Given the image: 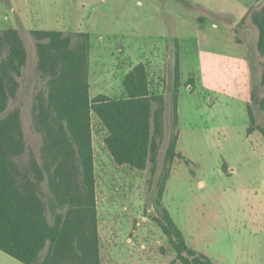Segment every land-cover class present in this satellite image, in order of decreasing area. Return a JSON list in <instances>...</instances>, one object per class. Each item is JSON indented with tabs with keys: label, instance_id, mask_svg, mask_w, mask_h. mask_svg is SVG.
I'll use <instances>...</instances> for the list:
<instances>
[{
	"label": "rangeland",
	"instance_id": "rangeland-1",
	"mask_svg": "<svg viewBox=\"0 0 264 264\" xmlns=\"http://www.w3.org/2000/svg\"><path fill=\"white\" fill-rule=\"evenodd\" d=\"M223 1L0 0V30L16 28L27 50L16 96L2 117L20 111L28 150L39 159L43 135L34 116L48 79L37 69L32 30L89 35L92 98L125 96L124 78L139 64L148 70L151 94L164 96L155 167L117 165L103 145L106 129L92 116L102 264H186L162 230L164 210L188 247L211 264H264V135L249 131L248 110L264 126V61L250 17L264 0L238 14L220 11ZM175 132L176 156L168 162ZM0 264L24 263L0 250Z\"/></svg>",
	"mask_w": 264,
	"mask_h": 264
},
{
	"label": "trees",
	"instance_id": "trees-1",
	"mask_svg": "<svg viewBox=\"0 0 264 264\" xmlns=\"http://www.w3.org/2000/svg\"><path fill=\"white\" fill-rule=\"evenodd\" d=\"M250 17L258 29L257 48L264 61V5L253 9ZM31 34L36 40L37 69L48 79L34 116L43 135L40 159L28 150L20 111L14 109L2 117L16 96L27 50L16 28L0 30V250L24 264H102L92 116L107 131L104 142L114 161L144 170L149 162L156 164L164 134L165 99L151 94L144 64L125 76V96L92 98L89 35L58 30H32ZM180 72L178 54L179 81ZM259 106L264 112V97ZM248 110L249 131L259 129L264 135V126L256 125L251 106ZM173 114L176 128L177 93ZM178 135L175 132L170 139L168 162L176 156ZM166 211L162 230L172 240L178 258L186 264H211L208 256L188 247Z\"/></svg>",
	"mask_w": 264,
	"mask_h": 264
},
{
	"label": "crops",
	"instance_id": "crops-1",
	"mask_svg": "<svg viewBox=\"0 0 264 264\" xmlns=\"http://www.w3.org/2000/svg\"><path fill=\"white\" fill-rule=\"evenodd\" d=\"M222 1V0H220ZM255 0H234L233 2H231V0H225L223 2H221V4L218 6V9L220 11H223L225 13H228L229 11H233L235 12L236 14L242 12L244 10V7L245 6H248L250 5V3L252 4V2H254ZM246 17V16H245ZM244 16H241V19L245 18ZM181 67V65H180ZM124 93V90H122V94ZM105 95H108L109 97L111 98H114L113 95H109V94H105ZM123 97V96H122ZM120 98V97H119ZM115 99H118V98H115ZM103 145L105 147V149L107 150V153L108 155L111 157V159H113L112 155L110 154L109 150L107 149L106 145H105V142H104V139H103ZM94 147V146H93ZM114 160V159H113ZM115 162V161H114ZM116 163V162H115ZM117 164V163H116ZM118 165V164H117ZM119 166H126V165H119ZM100 225V224H99ZM99 231H100V234H101V230L99 228ZM101 241V239H100Z\"/></svg>",
	"mask_w": 264,
	"mask_h": 264
}]
</instances>
